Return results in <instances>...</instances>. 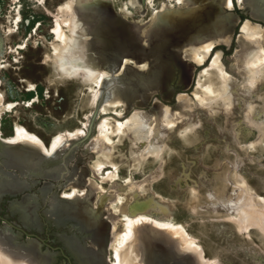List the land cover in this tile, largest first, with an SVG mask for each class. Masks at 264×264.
Listing matches in <instances>:
<instances>
[{
    "label": "rangeland",
    "instance_id": "374dc122",
    "mask_svg": "<svg viewBox=\"0 0 264 264\" xmlns=\"http://www.w3.org/2000/svg\"><path fill=\"white\" fill-rule=\"evenodd\" d=\"M107 1L95 0L90 9L106 42L98 58L112 56L115 68L126 57L132 62L122 73L109 71L100 91L97 73L92 76L73 62L68 63L73 64L68 73L58 59L57 50L65 47L56 36L59 17L71 18L76 0H0V92L4 102L17 103L3 110L2 136H12L18 123L50 147L56 136L82 131L77 141H71L77 147L75 156L81 157L90 178L102 184L98 193L115 197L106 205L114 211L115 245L126 228L125 218L142 215L152 221V228L161 224L158 229H165L178 242L200 247L204 264H264V0H226L220 11L212 0H195L189 6L184 0ZM206 9H212L211 15H205ZM228 19H236L230 41L189 48L194 59L188 61L194 69L186 88L182 77L187 79L189 72L183 71L184 64H176L174 55L181 53L189 39L204 33L200 25ZM155 21L159 29L153 27ZM65 30L66 38H73V31ZM239 36L247 42L244 48ZM130 42L133 45L128 48ZM250 49L255 51V70L249 80L234 55L240 50L247 56ZM216 51L220 52L215 64L206 68ZM154 61L164 73H151ZM140 63L147 64L143 73L139 70L145 66ZM103 66L101 61L96 69ZM163 78L165 86L157 85L146 99L153 87L149 82ZM111 88L130 105L127 110L122 102H104L103 90L108 94ZM179 93L191 105L189 109L178 107ZM155 103L166 107L170 119L175 113L179 118L157 121ZM136 110L150 114L148 123L131 121L120 129L117 122L125 123ZM102 118L106 128L113 130L107 156L85 147L97 134ZM98 164L102 170L96 176ZM44 181L38 178L25 192L37 200L39 226L26 227L18 211L10 208L24 192L3 193L0 229L19 234L20 243L38 241L51 264H79L75 252L64 245V236L75 232L74 221L54 225L40 197ZM50 181L51 190L57 191L64 180ZM232 201L241 203L244 214L232 207ZM113 256L110 250L108 264L115 261ZM195 260L199 263V257Z\"/></svg>",
    "mask_w": 264,
    "mask_h": 264
},
{
    "label": "bare ground",
    "instance_id": "6f19581e",
    "mask_svg": "<svg viewBox=\"0 0 264 264\" xmlns=\"http://www.w3.org/2000/svg\"><path fill=\"white\" fill-rule=\"evenodd\" d=\"M103 1L110 3L107 0ZM184 1L187 6L196 3L195 0ZM255 1L256 0H254V2ZM94 2L95 0L84 2L76 0L72 9L70 7L72 17L68 19H64L61 16L59 17V29L56 30V36L63 40L65 47L57 51L58 59L61 61V68L64 71H69L73 64L69 66L68 63L73 62L80 66H84L91 75L97 73L99 75V87L97 88L101 91L102 86L105 85L104 83L109 80V78H107L109 74L107 73H109V71H115L117 74L120 72L122 73L132 60L131 57H126L121 60L119 67L115 68L116 60L112 56L104 54L105 57L103 60L98 58L99 52L104 49L106 42H104L105 40L102 38L103 35L100 32L97 19L90 12V9L94 6ZM225 2L226 0H212L211 4L215 10L217 9L220 11L223 10L222 5ZM204 13L205 15H211L212 9H206ZM128 22L133 25L131 21L128 20ZM192 22L196 25L197 19ZM235 24L236 19H228L226 22L210 20L203 23L200 25V28L204 33L199 37L189 39L181 53L174 55L176 64H184L185 67H183V71L187 70V72H189L187 79L182 77L185 81L186 88L191 83L194 69L191 61H188L194 59L189 48L199 45L209 48L214 41H230ZM152 25L155 29L160 28L156 21ZM66 27L73 31V33H71L73 34V38H66ZM210 28H213L212 32L209 31ZM149 29L150 28H148V30ZM144 33L146 34V32ZM238 40L242 48L247 46V42L244 41L241 36L238 37ZM132 45V42L128 43V48H131ZM240 50H236L234 56L238 59L239 69L245 72L250 80L255 70L252 63L255 51L254 49H250L248 50L249 55L242 56ZM219 52L220 51H216L212 62L206 66V68H210L215 64ZM75 53L78 54L76 55ZM101 61H103L104 66L96 69L101 64ZM137 65L145 66V69L143 71L139 70V72L143 73L147 69L146 63ZM77 68L79 67L77 66L76 69ZM158 71L165 72L164 69L158 66V61H154L151 73H157ZM68 73H70V71ZM166 74H168V72ZM166 81L167 79L163 78L160 82L150 81L149 84L147 82L149 86L153 87L147 93L146 99L150 97L157 85L164 87ZM118 96V92L113 88L108 90V94L106 90H103L105 103L114 105L122 102L125 104V109L127 110L130 105ZM183 96V93L178 94V107L181 108L180 110L189 109L191 106ZM137 103L139 105L145 102L137 101ZM16 104L15 102H4L3 95L0 92V195L3 193L15 195L24 192L22 199L10 206L11 210L18 211L23 225L29 228L34 227V224L38 225L36 218L37 200L35 197L33 198V196L28 195V193L25 194V192L38 178H43L45 181L40 190V197L46 202L47 208L45 211L47 215L52 217L55 221L54 225L61 227L65 225L68 220L74 221L71 226L75 232L71 235L64 236V245L75 252L79 264H85L87 260L92 261V264H108L110 250H113V254L116 258L111 264H204V262H206L200 247H194L189 241L181 240L178 242L177 239L166 232L165 229H158L161 224L158 225V223H155L154 225L156 228H152L150 224L152 221L142 215L125 218L126 228L119 237V242L115 245L114 240L116 233L112 221L115 218L113 214L114 211L111 212L106 207L108 200L114 199L115 197L103 194L101 196L98 193L102 191V184L90 178L88 169L86 166H83L81 157L75 156L77 147L75 143L72 142L76 140L77 134L82 131L76 130L77 132L74 131L75 133H62L53 138L50 147L46 146L36 134L29 132L18 123L14 124V134L12 136L3 137L1 129L3 110H9L16 106ZM174 111L176 110L174 109ZM154 112L156 113L155 119L163 123L168 121L174 122V118H179V115L175 113V117L173 116L174 118L170 119L167 115L169 113H167L166 107L159 103H155ZM149 115L145 112L136 110L134 115L127 118L125 123L118 121L117 126L121 129L126 123L131 121L141 123L146 121V123H148L147 120ZM85 124L87 125V123ZM110 134H113V130L106 128V119L102 118L98 124L97 134L92 137L90 143H87L85 147L93 149L97 154L105 153V156H107L106 149L109 148L112 138H110ZM61 143L64 144L67 149H63ZM101 170L102 165H96L94 175L98 176ZM27 177L30 178V181L27 180ZM58 179H63L64 181L59 182L61 184L57 191H52L53 183L50 180ZM66 188L69 190L65 191ZM259 199L262 200L260 197ZM248 203L250 204V202ZM231 205L235 209H241V203L237 205V203L232 201ZM125 211H127V209ZM241 213L244 214V210L241 209ZM3 229H0V264H51V257L40 252L38 241L35 239H28L27 243H20L17 240L19 234H14L11 230L6 228ZM76 232H79L81 235H76ZM182 237L183 235L181 238ZM195 256L199 257V263L195 260Z\"/></svg>",
    "mask_w": 264,
    "mask_h": 264
},
{
    "label": "water",
    "instance_id": "95a60500",
    "mask_svg": "<svg viewBox=\"0 0 264 264\" xmlns=\"http://www.w3.org/2000/svg\"><path fill=\"white\" fill-rule=\"evenodd\" d=\"M1 141V140H0ZM45 158H50V157H45Z\"/></svg>",
    "mask_w": 264,
    "mask_h": 264
}]
</instances>
